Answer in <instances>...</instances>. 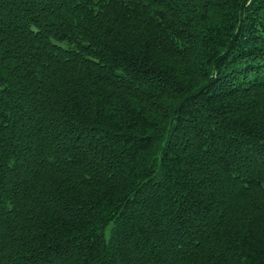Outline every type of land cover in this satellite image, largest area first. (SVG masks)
<instances>
[{
    "label": "trees",
    "instance_id": "1",
    "mask_svg": "<svg viewBox=\"0 0 264 264\" xmlns=\"http://www.w3.org/2000/svg\"><path fill=\"white\" fill-rule=\"evenodd\" d=\"M0 264H264V0H0Z\"/></svg>",
    "mask_w": 264,
    "mask_h": 264
}]
</instances>
